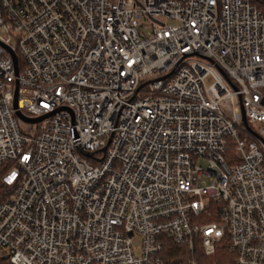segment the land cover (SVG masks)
Masks as SVG:
<instances>
[{"label": "built area", "instance_id": "2783aa9c", "mask_svg": "<svg viewBox=\"0 0 264 264\" xmlns=\"http://www.w3.org/2000/svg\"><path fill=\"white\" fill-rule=\"evenodd\" d=\"M261 1L0 0V261L264 264Z\"/></svg>", "mask_w": 264, "mask_h": 264}, {"label": "trees", "instance_id": "16d2710c", "mask_svg": "<svg viewBox=\"0 0 264 264\" xmlns=\"http://www.w3.org/2000/svg\"><path fill=\"white\" fill-rule=\"evenodd\" d=\"M253 4L257 5L261 3V0H251ZM5 190V186L0 182V200H2L3 192ZM214 220V219H213ZM163 251L160 255L162 264H190V260L196 258L198 260L203 259L202 248L199 246V242L196 243V250L191 252L189 248L184 245H178L175 242L169 240V238L164 237ZM217 256L221 264H237L236 260H234V256L229 254L226 248H221L217 252ZM2 264H10L8 260L2 258L0 261Z\"/></svg>", "mask_w": 264, "mask_h": 264}, {"label": "water", "instance_id": "95a60500", "mask_svg": "<svg viewBox=\"0 0 264 264\" xmlns=\"http://www.w3.org/2000/svg\"><path fill=\"white\" fill-rule=\"evenodd\" d=\"M14 61H15V64L17 65V58L16 56L14 55ZM17 67V66H16ZM15 102H14V107L17 108L18 107V89L16 90L15 92ZM242 114H243V117H244V122H245V125L247 124L246 123V117L244 115V109L242 108ZM18 115L22 118V119H25L24 116L21 114V113H18ZM45 117L43 118H39L38 120H34V119H27V120H30L31 122H40L41 120H43Z\"/></svg>", "mask_w": 264, "mask_h": 264}, {"label": "rangeland", "instance_id": "374dc122", "mask_svg": "<svg viewBox=\"0 0 264 264\" xmlns=\"http://www.w3.org/2000/svg\"><path fill=\"white\" fill-rule=\"evenodd\" d=\"M258 5L259 6H263V4H262V2L261 3H258ZM213 83V79L210 77L207 81H206V84H207V86H209L210 84H212ZM21 127H22V129L23 130H26V128H27V126L26 125H21ZM256 129V128H255ZM232 143V142H231ZM231 156H233V154H230V157ZM0 264H2L1 262H0Z\"/></svg>", "mask_w": 264, "mask_h": 264}]
</instances>
